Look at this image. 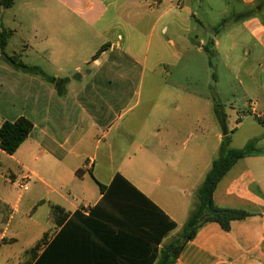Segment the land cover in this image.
<instances>
[{"label": "crops", "instance_id": "1", "mask_svg": "<svg viewBox=\"0 0 264 264\" xmlns=\"http://www.w3.org/2000/svg\"><path fill=\"white\" fill-rule=\"evenodd\" d=\"M194 1L198 6L203 3H20L18 13L26 14L24 22L29 23L35 54L44 53L57 65L61 54L68 51V42L82 40L89 46L83 57L88 67L75 66L74 78L61 75L60 66L52 75L40 69L59 83L55 86L0 61V126L21 117L32 123L31 132L12 155L0 149V264H33L58 234L61 264H156L162 250L180 233L196 207V190L217 158L225 133L230 137L229 147L240 149L233 145V130L210 136L206 129L198 128V115L211 121L201 112L203 106L205 110L214 108L210 101L203 103L196 96H182L179 88L153 82L144 86L150 75L165 76L158 67L166 65V60L181 56L176 41L181 42L179 31L187 29L180 11L193 17ZM221 1L233 14L230 23L242 32L241 39L237 34L229 36V46L222 49L225 59L238 48L243 57L257 53L253 62L257 69L264 68L257 57L264 55V9L247 16L244 13L257 0ZM209 30L213 36L200 39L196 50L211 43L215 56L222 43L221 29ZM169 32L173 37H168ZM101 46H105L103 51L94 57ZM225 66L235 74L241 64ZM240 74L252 84L250 96L254 91L264 93V85L256 83L253 71ZM249 102L252 114L261 108L254 119L264 117V103ZM182 103L191 119L182 118ZM185 129L191 131L189 138H195L188 147L181 145ZM253 139L257 147L264 148L259 139ZM116 174L175 224L156 247L141 222H133L131 216L109 207L90 216L102 198L99 185L108 187ZM212 201L218 208L241 210L248 216L231 221L228 231L214 222L202 225L174 264H264V154L236 161L216 185ZM54 206L62 210L61 225L52 214ZM42 213L44 222L39 220ZM75 213L79 216L74 218ZM26 235L29 240L14 257L7 248ZM44 236L45 245L31 254Z\"/></svg>", "mask_w": 264, "mask_h": 264}, {"label": "rangeland", "instance_id": "2", "mask_svg": "<svg viewBox=\"0 0 264 264\" xmlns=\"http://www.w3.org/2000/svg\"><path fill=\"white\" fill-rule=\"evenodd\" d=\"M24 1L26 0H14V4L4 10V13L0 16V23L5 30H15V33L8 38L5 48L6 54L12 55L15 53L19 56L22 63L42 69L48 75H52L55 69L60 66L62 69L61 75L74 78L73 69L75 66L79 65L82 69L87 68L88 64L83 63V57L86 55V49L89 46L84 44L85 41L82 40L79 42H68L70 43L67 46L68 51L65 54H61V56L63 55L62 60L57 65L52 64L44 53L38 55L34 53L35 44H31L33 39L32 33L28 28L29 23L24 22L23 15L26 14L18 13L20 3ZM191 10L194 13L193 17L189 16L187 11H180L182 25L186 27L185 30L187 29V32L179 31L181 42L179 40L176 41L181 56H178L176 60H166V65L158 67L161 71L166 72L165 76L156 75L153 77L150 75L145 78L144 86L147 82H153L156 86L166 85L168 88H179L182 96L183 94H190L201 98L203 103L210 101L214 107L218 105L219 109H211L209 107L207 110L203 106L201 112H206L210 116L211 121L203 120L200 117L204 116L198 115V128L206 129L210 136H213L216 132H223L220 124L216 122L218 120L215 114L216 111L218 113L221 112L224 114L226 131L230 134L233 130V145L235 147L241 148L248 140L253 138L259 139V146L264 147V126L258 124L254 119V115L260 113L261 108L255 109V113L252 114L251 108L247 106L250 103L249 101L261 106L264 103V93L254 91V96H250L248 87H251L252 84L244 78L243 74H240L243 70L253 71V74L256 75V83L260 81L264 85V68L257 69L253 62L257 53L251 52L249 57H243L242 52L238 48H234L228 57L229 60L225 59L222 49L229 46V36L237 34L239 39H241L242 32L241 29L236 30L240 28L238 25L230 23L233 14L230 9L224 6L221 0H203L200 6L194 1ZM247 13H244V15ZM209 29H221L219 37L222 39L218 54H215L210 59L202 49L196 50L200 39L207 40L213 36ZM171 34L169 32L168 37H173ZM71 38L70 40H72ZM164 38L166 39L167 36ZM29 42L30 44L26 48L24 44ZM56 49L54 48V50ZM252 53L254 54L252 55ZM257 57L259 61L264 63V55H258ZM0 61L2 60L0 59ZM237 61H239L241 66L235 72V76V74H231L228 71L225 64L233 65ZM191 117L189 110L183 107L182 103V118L191 119ZM239 117H241V120ZM190 133L191 131L189 130H182V146L186 145L188 147L194 142V137L189 138ZM212 143L213 139L209 144L212 145ZM39 216V220L44 222L45 213ZM29 238L30 235H26L23 239L19 238L17 243L7 249H11L10 253L17 257L19 255L17 251L23 249L24 243Z\"/></svg>", "mask_w": 264, "mask_h": 264}, {"label": "trees", "instance_id": "3", "mask_svg": "<svg viewBox=\"0 0 264 264\" xmlns=\"http://www.w3.org/2000/svg\"><path fill=\"white\" fill-rule=\"evenodd\" d=\"M13 2L14 0H0V11L9 8ZM262 9H264V0H257L254 7L246 15L249 16L251 13L261 11ZM10 34V31L5 30L0 23V59L13 69L25 74L38 75L46 82L58 86L59 83L54 78L45 76L39 68L25 65L21 62L18 55H8L5 53ZM210 45L211 43H208L203 47V51L209 59L214 56ZM104 47L101 46L94 57L103 51ZM218 107V105H215L214 109H219ZM215 114L218 123L223 131L226 132L224 114L221 112L218 113L217 111ZM255 120L258 124L264 125V117H255ZM31 130L32 123L23 117L18 118L14 122L6 121L2 123L0 126V149L7 155H12L24 142ZM229 143L230 137L225 133L217 158L213 160L209 172L196 190V207L182 227L180 233L162 250L156 264H174L175 259L184 245L194 237L196 231L202 225L214 222L222 230L228 231L231 221L241 220L248 216L247 213L241 210L216 207L213 204L212 195L218 182L236 161L252 155L264 154V148L257 147L256 139L249 140L240 149L230 148ZM76 174L80 175L79 171H76ZM99 188L102 193V198L90 210V216L97 214L106 207L126 216H131L133 222H141L140 224L143 228L148 231L149 239L154 243L155 247L161 242L164 235L174 229L175 224L121 175L116 174L108 187L99 185ZM52 214L56 216L57 225H61L63 220L60 218L62 210L54 206L52 207ZM77 215L79 216V214L75 213L72 217L75 218ZM89 219L88 217L87 220ZM60 240L61 235L58 234L47 244V247L44 248L33 264H61ZM41 245H45V236L32 249L31 254H34ZM152 261H154V258L151 260V263Z\"/></svg>", "mask_w": 264, "mask_h": 264}, {"label": "built area", "instance_id": "4", "mask_svg": "<svg viewBox=\"0 0 264 264\" xmlns=\"http://www.w3.org/2000/svg\"><path fill=\"white\" fill-rule=\"evenodd\" d=\"M19 187H20L21 189H25V184H24V185H23V184H20Z\"/></svg>", "mask_w": 264, "mask_h": 264}]
</instances>
